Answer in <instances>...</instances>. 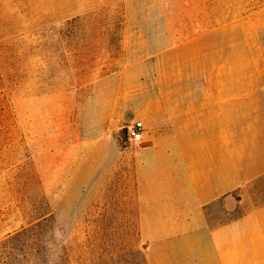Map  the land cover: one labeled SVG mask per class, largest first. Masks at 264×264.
Returning a JSON list of instances; mask_svg holds the SVG:
<instances>
[{
	"label": "rangeland",
	"instance_id": "374dc122",
	"mask_svg": "<svg viewBox=\"0 0 264 264\" xmlns=\"http://www.w3.org/2000/svg\"><path fill=\"white\" fill-rule=\"evenodd\" d=\"M195 86L264 103V0H0V264H148L126 126Z\"/></svg>",
	"mask_w": 264,
	"mask_h": 264
},
{
	"label": "crops",
	"instance_id": "0c3cea01",
	"mask_svg": "<svg viewBox=\"0 0 264 264\" xmlns=\"http://www.w3.org/2000/svg\"><path fill=\"white\" fill-rule=\"evenodd\" d=\"M172 94L141 109L136 198L147 263L264 264V103L223 86Z\"/></svg>",
	"mask_w": 264,
	"mask_h": 264
},
{
	"label": "built area",
	"instance_id": "2783aa9c",
	"mask_svg": "<svg viewBox=\"0 0 264 264\" xmlns=\"http://www.w3.org/2000/svg\"><path fill=\"white\" fill-rule=\"evenodd\" d=\"M128 136L130 139L141 142L145 138V122L142 120H135L126 126Z\"/></svg>",
	"mask_w": 264,
	"mask_h": 264
},
{
	"label": "trees",
	"instance_id": "16d2710c",
	"mask_svg": "<svg viewBox=\"0 0 264 264\" xmlns=\"http://www.w3.org/2000/svg\"><path fill=\"white\" fill-rule=\"evenodd\" d=\"M25 231H26V230H23L20 234H23ZM20 234H19V235H20Z\"/></svg>",
	"mask_w": 264,
	"mask_h": 264
}]
</instances>
